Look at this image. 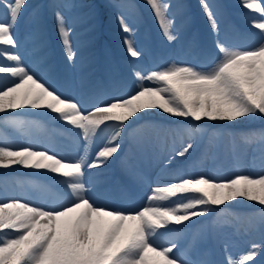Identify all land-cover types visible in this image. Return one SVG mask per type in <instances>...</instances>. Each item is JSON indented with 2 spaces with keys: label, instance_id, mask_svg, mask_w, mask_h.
I'll use <instances>...</instances> for the list:
<instances>
[{
  "label": "snow or ice",
  "instance_id": "6c2138e0",
  "mask_svg": "<svg viewBox=\"0 0 264 264\" xmlns=\"http://www.w3.org/2000/svg\"><path fill=\"white\" fill-rule=\"evenodd\" d=\"M29 0H0L4 18L0 20V114L18 109L45 110L63 122L64 131L81 142L82 152L66 159L47 148L32 144L13 146L0 142V169L22 166L60 178L56 194L45 200L12 196L0 200V264H210L177 256L174 240L167 246L157 243L167 233L179 232L171 226L184 225L206 216L237 198L255 202L264 209V173L257 176L237 174L230 179L177 175L171 182L151 188L147 204L135 211L108 208L96 203L85 177L92 169L103 167L121 149V140L133 118L146 110L157 109L172 117L197 122L184 130L188 142L174 156L183 158L195 147L202 133L201 121L235 122L241 118L264 120V0H239L249 10V26L256 30L260 43L252 48H237L220 38L217 13L208 0L200 8L214 34L218 59L209 68L170 63L163 69L133 66L135 91L126 97H113L90 108L87 101L66 96L30 69L16 51L20 44L16 29ZM163 38L177 39L175 19L168 0H144ZM38 12L33 11V17ZM56 32L65 59L75 65L77 50L74 27L62 11L53 12ZM128 55L139 60L142 52L135 46L133 29L123 15L118 17ZM154 85V86H149ZM18 130L27 122L9 120ZM70 126V127H68ZM105 128H110L94 157L91 148ZM245 146H256L264 159V129L240 137ZM173 143H175V138ZM233 151L239 145L233 139ZM264 226V216L261 217ZM227 253V249H225ZM220 264H264V241L253 242L238 258L230 253Z\"/></svg>",
  "mask_w": 264,
  "mask_h": 264
},
{
  "label": "rangeland",
  "instance_id": "374dc122",
  "mask_svg": "<svg viewBox=\"0 0 264 264\" xmlns=\"http://www.w3.org/2000/svg\"><path fill=\"white\" fill-rule=\"evenodd\" d=\"M168 2L172 5L170 14L175 19L177 35V39L171 43L161 35L144 0H29L16 29L20 44L16 51L22 55L28 67L36 69L38 75L44 73L43 78L48 73H53V85L64 95L77 99V90L83 86L97 96L100 103L113 97H126L135 91L131 75L133 66L156 70L175 62L205 69L211 67L218 59L214 48L215 36L200 8L199 0ZM208 2L217 13L222 40L242 49L252 48L260 43L258 32L249 26V10L241 8L239 0ZM34 10L38 12L35 18ZM55 10L62 11L75 29L72 39L77 50L76 61L82 57L93 60L99 71L97 77H75L74 66L65 59L56 32L53 18ZM120 15L124 16L133 29L135 46L142 52L139 60H134L126 52L123 40L127 34L121 31L118 23ZM3 18V9L0 8V20ZM241 38H255L256 41L243 47L238 45ZM56 55L61 61H55ZM4 63L7 62L2 59L0 64ZM42 112L51 123H59L54 118L55 114H49L45 110ZM138 115L140 119L133 118L129 121L130 126L125 130L120 151L107 162L118 171L121 184L117 185L115 182L110 188H102L98 183L102 167L92 169L85 177L89 186L96 190L98 197H94L99 199L102 206L123 211L139 210L147 204L152 187L157 183L171 182L178 174L185 177L207 175L221 180L230 179L237 174L257 176L264 173V159L256 146H245L240 141L242 134L264 129V120L259 117L241 118L231 123L199 122L202 133L197 135L195 147L188 155L176 157L169 165V159L174 156L173 148L179 150L188 142L184 130L189 124L196 125L197 122L172 117L157 109L146 110ZM30 116L34 115L27 118L16 112L0 114V118L4 117L6 121L17 119L36 122ZM46 127L35 125L34 141L43 142L48 139L46 132L49 131ZM17 131L7 123V126L0 129V142L16 146L14 140ZM56 135L55 146L69 159L82 152L81 142L65 132L64 125L58 128ZM108 135L110 128H105L99 134L95 146L90 150L93 157ZM22 137L26 138L24 134ZM8 138L11 142L6 141ZM72 139L75 140L76 149L72 148ZM233 139L239 145L235 152ZM200 150L201 156H196ZM30 173L21 171L10 175L8 172H0V200L12 196H27L28 199L41 201L56 194L51 190H44L39 177ZM9 183L16 184L8 186ZM262 216L264 209L261 206L244 198H237L219 208L213 207L206 216L185 222L187 227L171 226L180 231L159 237L157 243L167 246L174 240L178 245L174 250L177 256L191 261L220 264L226 254L230 253L238 258L253 242L264 241Z\"/></svg>",
  "mask_w": 264,
  "mask_h": 264
},
{
  "label": "bare ground",
  "instance_id": "6f19581e",
  "mask_svg": "<svg viewBox=\"0 0 264 264\" xmlns=\"http://www.w3.org/2000/svg\"><path fill=\"white\" fill-rule=\"evenodd\" d=\"M256 39H248V38H241L239 40V44L238 45H249L253 42H255ZM3 58H0V63L1 60ZM31 61V60H29ZM56 62L61 61L60 58H58V56L56 55ZM98 65H100V63H98ZM74 66V75L77 78H85L88 79L89 77H97L99 71L97 70V64L93 63V60L89 59L88 57H82L80 59H78L75 62ZM30 69H34L36 71L35 68L29 66ZM50 72V71H49ZM53 74V73H52ZM50 73H48V75L44 78L48 83L53 84L52 80H54V75H52ZM41 76V75H40ZM77 99L82 100V101H87V103L84 105L85 107L90 108L91 105L93 104H99L100 99L97 96H94L93 93L89 90H87L85 87L80 86V88L77 90ZM44 110H33L30 108H25V109H18L15 112L25 116L28 118L29 115H34L33 118L36 122H29V120H25V122H27L26 127L23 130H18L16 132V140H14V143H16V146H20V145H27V144H32L34 147L36 148H47V149H52L53 152L58 153L59 155L65 157L66 159H69V157L67 155H63L62 152L59 151V149L57 148L56 141V132H58V128L63 127V122H59V123H51L48 118H46L44 116V113L42 112ZM35 125L40 127L41 125H46V129L49 132H46L48 134V139L40 142V141H34V136H35ZM60 126V127H58ZM25 135L26 138H23L22 135ZM22 139V140H21ZM74 139V138H73ZM72 139V140H73ZM7 142H11V139L8 138V140H6ZM23 141V142H22ZM13 142V140H12ZM75 145V140H73L72 142V148L76 149L77 147L74 146ZM8 172L10 173V175L15 174L16 172H32L34 175L38 176L40 181H42L43 186H44V190L46 191H52L53 193H57L58 191V181L60 178H56V179H51L50 177H52L54 174L51 173H44L43 171L37 172L31 169H25L22 166H14L11 169H0V172ZM31 174V173H30ZM115 182L117 183V185L121 184V180L119 178V174L118 171L114 168L113 165H110L109 163H106L104 165V167L101 168L100 173L98 174V183L99 185H101L102 188L104 187H112L114 186ZM41 183V182H40ZM16 183H9L8 186H14ZM104 185V186H103ZM18 186V185H17ZM90 195L93 196V199L96 201L97 204L102 205L101 202L99 201L98 198V194L96 193V190L93 189V192L90 193ZM96 196V197H94Z\"/></svg>",
  "mask_w": 264,
  "mask_h": 264
},
{
  "label": "trees",
  "instance_id": "16d2710c",
  "mask_svg": "<svg viewBox=\"0 0 264 264\" xmlns=\"http://www.w3.org/2000/svg\"><path fill=\"white\" fill-rule=\"evenodd\" d=\"M106 10V9H105ZM5 118L4 117H2V118H0V126L2 127L4 124H6L5 123V121L6 120H4ZM209 122H211V121H209ZM213 122V121H212ZM209 124H212V123H209ZM208 123H206V125H209ZM201 150L200 151H198L197 153H196V156H199V155H201ZM200 159H201V157H200ZM199 159V160H200ZM223 160V162L225 163V161H224V159H222Z\"/></svg>",
  "mask_w": 264,
  "mask_h": 264
}]
</instances>
